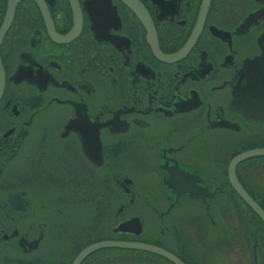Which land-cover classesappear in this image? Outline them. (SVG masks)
I'll return each instance as SVG.
<instances>
[{
	"label": "flooded vegetation",
	"instance_id": "1",
	"mask_svg": "<svg viewBox=\"0 0 264 264\" xmlns=\"http://www.w3.org/2000/svg\"><path fill=\"white\" fill-rule=\"evenodd\" d=\"M264 0H0V264H264Z\"/></svg>",
	"mask_w": 264,
	"mask_h": 264
},
{
	"label": "water",
	"instance_id": "2",
	"mask_svg": "<svg viewBox=\"0 0 264 264\" xmlns=\"http://www.w3.org/2000/svg\"><path fill=\"white\" fill-rule=\"evenodd\" d=\"M259 153H264V152H263V150L248 151V152H245V153L241 154L239 157L233 159L231 162L237 161L239 158H243V157H247L249 155H255V154H259ZM105 246H120V247H126V248H146V249H148L150 251L160 253V254H162V255H164L166 257H171L170 259L175 261L176 264H180L179 261H177L176 258L172 257L171 255H168L165 252H162L161 249H157L155 247H145V246H141V245L136 244V243H116V242L95 243V244L90 245L87 248H85L82 251V254L86 253L87 251H89L91 249H95V248H98V247H105Z\"/></svg>",
	"mask_w": 264,
	"mask_h": 264
}]
</instances>
